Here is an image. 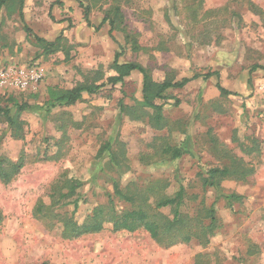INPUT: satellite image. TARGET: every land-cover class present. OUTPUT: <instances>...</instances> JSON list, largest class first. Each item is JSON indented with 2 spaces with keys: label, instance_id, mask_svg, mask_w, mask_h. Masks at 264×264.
<instances>
[{
  "label": "rangeland",
  "instance_id": "374dc122",
  "mask_svg": "<svg viewBox=\"0 0 264 264\" xmlns=\"http://www.w3.org/2000/svg\"><path fill=\"white\" fill-rule=\"evenodd\" d=\"M22 1L0 10V69L37 67L43 78L27 91L0 90V166L9 172L23 164L9 181L0 179V264H264V14L250 7L264 12V0H203L200 7L196 0ZM114 7L123 18L110 35L102 21ZM25 28L61 41L44 51ZM119 52L120 63L142 65L154 82L201 77L155 101L163 105L160 124L141 106L138 73L84 93L74 105L49 108V89L105 84ZM213 72L218 76L202 78ZM217 83L231 95L221 96ZM20 106L21 139L3 115L17 116ZM175 149L181 156L173 160ZM213 168L234 174L216 190L204 186ZM244 170L250 174L238 179ZM59 178L82 183L77 209L55 210L78 225L109 198L117 214L137 206L151 211L182 188L181 213L205 224L212 207L217 229L207 246L192 240L166 248L143 231L114 232L110 224L65 240L62 224L45 227L32 217L38 199L49 203ZM114 185L134 204L120 199ZM232 195L240 199H227ZM158 211L173 218L172 207Z\"/></svg>",
  "mask_w": 264,
  "mask_h": 264
},
{
  "label": "trees",
  "instance_id": "16d2710c",
  "mask_svg": "<svg viewBox=\"0 0 264 264\" xmlns=\"http://www.w3.org/2000/svg\"><path fill=\"white\" fill-rule=\"evenodd\" d=\"M10 0H0V10L2 7L8 3ZM190 1V0H186ZM203 0H196V4L201 6ZM195 2V0H194ZM22 4L23 1L20 0ZM56 5L61 6L60 0H56ZM251 9L257 15H263L264 12L258 7L250 4ZM192 9V8H191ZM193 17L196 16V10L192 9ZM212 12H207L206 15L211 14ZM20 19L23 22V15L20 11ZM89 8H84L83 18L90 25L89 20ZM123 15L119 7H114L106 16L103 18L102 24L108 23L110 29V35L115 31L119 30L121 26H118L122 22ZM26 32L32 37V33L28 28H25ZM126 40H131L133 47H137L136 40L131 38L127 31H125ZM34 40L41 44L44 48V51L49 49H57L58 44L61 41V37H58L53 42H47L37 36H33ZM120 52L115 55L114 61L112 63V69L114 75L110 76L105 84L94 85V84H85L77 85L69 90H58L56 88L49 89L50 96V107L55 108L57 105L71 106L76 102L80 101L82 95H94L98 91L109 84L115 86L117 84H122L124 79L129 77L133 73H138L142 76V90H141V106L142 108L152 109L154 111V121L157 124L162 122V109L163 105L155 104L156 100H164V94L166 91L171 89H182L191 81H194L201 76L195 75L191 78H183L180 81L172 82L164 80L160 83L154 82L149 75L148 71L140 64L130 62V63H120L119 57ZM212 76H218L215 72L207 73L202 76L203 79H209ZM221 96H229L230 92L222 88L218 83L216 84ZM178 102L176 101V105ZM124 109V108H122ZM23 111V107H18L17 116L12 117L10 112L5 111L4 116L6 122L12 130V135L15 138H22V129L20 128V122L18 120L19 114ZM181 156V151L175 149L172 152V159H178ZM23 167L22 163L16 165L12 164L10 171L6 172L0 166V179L5 182L9 181L11 177L17 173ZM237 173V172H235ZM206 178L204 179V186L218 189L219 182L225 178H228L233 174V171L224 169L213 168L206 171ZM238 179H245L246 175H249V172H240ZM82 186V183L77 179H66L59 178L50 185V194L48 195L49 203L44 202L42 199H38L32 209V217L40 221L45 227H54L58 223L62 224L61 237L65 240H76L82 236L92 235L98 232H101L104 229L105 224H110L114 232H127L135 233L138 231H143L148 234L150 239H152L156 244L163 247H171L177 244H187L192 240H197L198 243L202 246H207L210 242V238L214 235L215 230L217 229L216 223L217 219L215 216V211L211 207L205 212L204 219L207 223H200L197 217H188L184 216L180 207L182 206L183 201V189L181 188L173 198H161L155 205V209L146 210L141 206L134 207L130 210H125L121 214H117L114 210L113 201L109 198L108 203L105 206H99L92 210L91 215L88 217L87 221L78 225L72 219V214L67 215V213H56V208H64L68 205H73L74 210L77 209L78 193L77 190ZM114 193L123 201L134 204V196H131L127 193H124L118 185H114ZM140 195V194H139ZM227 199L230 200H239L238 196H230ZM140 200H144V197L140 195ZM146 204V201L144 205ZM142 205V204H141ZM166 207L173 208V218L167 219L163 216L158 210ZM72 212V213H73ZM3 221V217L0 215V225ZM38 264H49L48 262H41Z\"/></svg>",
  "mask_w": 264,
  "mask_h": 264
},
{
  "label": "built area",
  "instance_id": "2783aa9c",
  "mask_svg": "<svg viewBox=\"0 0 264 264\" xmlns=\"http://www.w3.org/2000/svg\"><path fill=\"white\" fill-rule=\"evenodd\" d=\"M42 78V71L37 67L9 66L0 69V90L27 91L36 88Z\"/></svg>",
  "mask_w": 264,
  "mask_h": 264
}]
</instances>
